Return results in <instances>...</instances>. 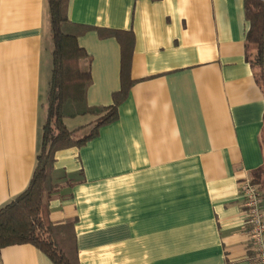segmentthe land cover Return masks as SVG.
<instances>
[{
  "label": "crops",
  "instance_id": "0c3cea01",
  "mask_svg": "<svg viewBox=\"0 0 264 264\" xmlns=\"http://www.w3.org/2000/svg\"><path fill=\"white\" fill-rule=\"evenodd\" d=\"M68 16L88 104H113L123 60L130 85L115 122L55 156L50 220L73 225L80 264H256L240 185L264 165V88L245 0H70ZM52 50L47 0H0V209L35 171ZM85 116L67 128L85 135ZM0 264L54 263L25 244Z\"/></svg>",
  "mask_w": 264,
  "mask_h": 264
},
{
  "label": "trees",
  "instance_id": "16d2710c",
  "mask_svg": "<svg viewBox=\"0 0 264 264\" xmlns=\"http://www.w3.org/2000/svg\"><path fill=\"white\" fill-rule=\"evenodd\" d=\"M51 15L52 75L49 83L42 146L33 177L26 190L0 209V252L2 249L31 244L54 264H80L73 225H54L50 220L49 200L56 190V153L83 147L98 136L101 127L115 122L118 108L128 94V66L123 60L122 87L109 107H92L87 92L92 83L91 59L78 42L83 29L69 20L70 0H47ZM250 29L246 38L247 60L264 88V0H245ZM93 115L91 129L80 135L69 130L68 118ZM264 146V135H263ZM252 183L264 198V165L253 173Z\"/></svg>",
  "mask_w": 264,
  "mask_h": 264
},
{
  "label": "built area",
  "instance_id": "2783aa9c",
  "mask_svg": "<svg viewBox=\"0 0 264 264\" xmlns=\"http://www.w3.org/2000/svg\"><path fill=\"white\" fill-rule=\"evenodd\" d=\"M247 208L249 224L248 237L256 254V264H264V210L263 196L259 188L251 180H245L240 185Z\"/></svg>",
  "mask_w": 264,
  "mask_h": 264
},
{
  "label": "rangeland",
  "instance_id": "374dc122",
  "mask_svg": "<svg viewBox=\"0 0 264 264\" xmlns=\"http://www.w3.org/2000/svg\"><path fill=\"white\" fill-rule=\"evenodd\" d=\"M89 118H90L89 116L77 117L75 119L69 120L68 125L73 128V126H79L81 124H87V122H89Z\"/></svg>",
  "mask_w": 264,
  "mask_h": 264
}]
</instances>
